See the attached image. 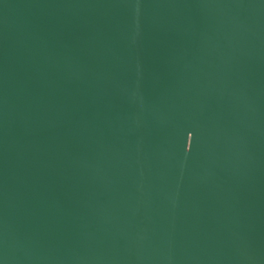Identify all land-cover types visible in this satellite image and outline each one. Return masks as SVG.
Listing matches in <instances>:
<instances>
[{"label":"water","instance_id":"95a60500","mask_svg":"<svg viewBox=\"0 0 264 264\" xmlns=\"http://www.w3.org/2000/svg\"><path fill=\"white\" fill-rule=\"evenodd\" d=\"M0 264H264V0H0Z\"/></svg>","mask_w":264,"mask_h":264}]
</instances>
